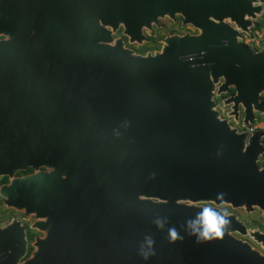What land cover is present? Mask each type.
Returning a JSON list of instances; mask_svg holds the SVG:
<instances>
[{
    "label": "water",
    "instance_id": "95a60500",
    "mask_svg": "<svg viewBox=\"0 0 264 264\" xmlns=\"http://www.w3.org/2000/svg\"><path fill=\"white\" fill-rule=\"evenodd\" d=\"M261 4L0 0V177L10 179L0 195L43 218L33 228L45 235L21 262L25 227L0 228V264H264L232 236L246 233L235 216L185 204L264 216L261 132L246 141L212 100L222 81L218 92L234 89L233 113L241 106L248 128L262 110L264 50L239 41ZM177 14L200 33L167 37L160 53L135 55L112 36L122 26L141 42L143 28ZM202 216L226 220L220 238L186 233Z\"/></svg>",
    "mask_w": 264,
    "mask_h": 264
},
{
    "label": "rangeland",
    "instance_id": "374dc122",
    "mask_svg": "<svg viewBox=\"0 0 264 264\" xmlns=\"http://www.w3.org/2000/svg\"><path fill=\"white\" fill-rule=\"evenodd\" d=\"M263 7L260 13L256 16L255 19H250L252 21V25L249 27V33L242 32V38H246L248 36H253L255 32L261 35L259 48L264 50V3L261 4ZM260 5V6H261ZM173 20V21H172ZM226 23H230L229 20H225ZM232 24V23H230ZM256 24H260L261 28L259 30L254 31V27ZM200 30L196 29L194 26L190 24H183V18L180 15H176L174 19L169 17H159L157 23L152 24L151 29L143 28L142 34L145 36V40L141 42H137L136 40L131 42L129 37L123 34L122 26H120L114 33L113 38L114 40L119 39L123 42L124 47L131 50L135 55L146 56L148 54L154 55L155 53H160L163 46H164V39L167 37L177 35V36H184V35H198ZM242 40V39H241ZM239 39V41L241 42ZM221 85V81L217 83L214 88V95L212 97L213 102L215 103V111L219 112V117L225 120L232 128L237 129L235 125V121H240L241 117V109L242 107L239 106L237 109L236 114L233 113V103L229 101V98L233 95L231 94V89L229 88L227 91L219 93L218 86ZM229 91V92H228ZM232 95V96H229ZM254 121L251 125H249L248 131L252 134L254 131H264V113L262 110H255L254 111ZM236 124V123H235ZM238 130V129H237ZM260 145L264 150V146L262 143V139L260 141ZM260 160V159H259ZM258 160V161H259ZM261 160L258 162V167H263V164H260ZM48 170L44 167L39 168L37 171L32 169V172L35 173L38 171H45ZM20 172V171H19ZM18 173V171H17ZM14 174V177H21ZM24 176V175H22ZM1 179V177H0ZM10 183V179L8 178L7 183H0V187L2 185H7ZM187 205H194L199 207H206V208H214L218 211H222L225 215H233L243 223L246 229L245 234H240L238 232L232 233V236L241 240L242 242L248 243L250 247L254 250L259 252L264 256V240L260 236L259 241L257 236L264 235V216L263 211L254 206L252 209L247 210L245 205H241L240 207H233L230 204L226 203H219L216 204L214 202H198V203H190L185 202ZM43 218H38L35 213H25V209H17L12 206H8L5 203V199L0 195V228L9 225L12 221H18L22 226L25 227L26 233H30L33 237L29 241L27 239V252L26 255L22 258L21 262L25 259L29 258L30 255L34 252V242L36 239H41L45 237L42 231H39L36 228H33V224L37 221H43ZM263 240V241H262ZM32 249L28 253L29 247ZM28 253V254H27Z\"/></svg>",
    "mask_w": 264,
    "mask_h": 264
},
{
    "label": "clouds",
    "instance_id": "9594fccd",
    "mask_svg": "<svg viewBox=\"0 0 264 264\" xmlns=\"http://www.w3.org/2000/svg\"><path fill=\"white\" fill-rule=\"evenodd\" d=\"M224 223H226L225 219L218 218L215 223H213L211 218L202 216L200 225L190 231H186V233L190 236H194L197 243L211 241L222 236V232L217 233L216 228L222 227ZM167 235L170 242H175L178 238H181L179 232L174 227L168 229ZM151 254L153 253H141L144 260H147Z\"/></svg>",
    "mask_w": 264,
    "mask_h": 264
},
{
    "label": "flooded vegetation",
    "instance_id": "af4514ba",
    "mask_svg": "<svg viewBox=\"0 0 264 264\" xmlns=\"http://www.w3.org/2000/svg\"><path fill=\"white\" fill-rule=\"evenodd\" d=\"M173 21V20H172ZM123 29V28H122ZM244 37L242 38V40H241V43H243L244 45H246L245 43H244ZM246 46H248L250 49H254L255 51H260L261 49L259 48V46L260 45H258L257 47H252V46H250V45H246ZM221 83H222V81H221ZM231 89V94L234 96L235 95V91H234V89L233 88H230ZM229 92V91H228ZM232 95H229V96H232ZM236 123V124H235ZM235 123L233 124V126L235 125V127H237V132L238 133H244L245 135H246V141L249 139V137H251V135L253 134H251L249 131H248V125L246 124V125H244V113H243V109H241V117H240V121H235ZM252 124V123H251ZM251 124H249V125H251ZM261 132V139H263L264 138V131L262 132V131H260ZM261 139H260V141H261ZM263 155V151H262V154L259 156V159H261V156ZM260 161V160H259ZM258 161V162H259ZM257 162V163H258ZM260 164H262V163H260ZM262 169H264V165H263V167L262 166H260ZM31 172H32V169H31ZM28 174H32V173H27V174H25V175H28ZM29 236H32L30 233L28 234V233H26V237H27V239H28V237ZM31 239H29V241H30ZM29 241H27V242H29Z\"/></svg>",
    "mask_w": 264,
    "mask_h": 264
},
{
    "label": "trees",
    "instance_id": "16d2710c",
    "mask_svg": "<svg viewBox=\"0 0 264 264\" xmlns=\"http://www.w3.org/2000/svg\"><path fill=\"white\" fill-rule=\"evenodd\" d=\"M260 2L264 3V0H260ZM259 28H261L260 24H256L255 27H254V31L256 30H259ZM260 106H261V109L264 113V93L260 96ZM262 143H263V146H264V138L262 139ZM261 163L264 165V150H263V155L261 156ZM31 172V169L30 168H27L26 170L24 171H20L17 173L18 176H22V175H25L27 173ZM8 182V178L7 177H1L0 179V183H7ZM33 236H29L28 239H31ZM32 249V247L30 246L29 249H28V253L29 251ZM27 253V254H28Z\"/></svg>",
    "mask_w": 264,
    "mask_h": 264
},
{
    "label": "built area",
    "instance_id": "2783aa9c",
    "mask_svg": "<svg viewBox=\"0 0 264 264\" xmlns=\"http://www.w3.org/2000/svg\"><path fill=\"white\" fill-rule=\"evenodd\" d=\"M260 38H261V35L258 34V32H255L253 36H248L244 38L245 39L244 43L252 47H257L259 45Z\"/></svg>",
    "mask_w": 264,
    "mask_h": 264
}]
</instances>
